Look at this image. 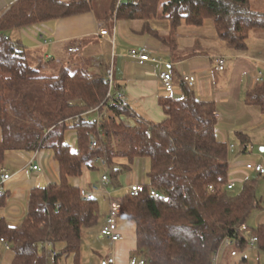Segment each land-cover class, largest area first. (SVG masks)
<instances>
[{
    "label": "trees",
    "instance_id": "16d2710c",
    "mask_svg": "<svg viewBox=\"0 0 264 264\" xmlns=\"http://www.w3.org/2000/svg\"><path fill=\"white\" fill-rule=\"evenodd\" d=\"M117 1L111 16L144 21V32L157 37L150 27L157 18L170 20L173 28L185 20L195 25L213 20L220 38L244 51L250 33L264 29V12L255 11L250 0H137L138 5L127 2L119 9ZM94 3L18 0L0 18V169L9 152L45 149L54 152L60 165L59 182L31 191L19 227L0 218V238L10 247L6 251L0 244V259L6 252V264H50V243L57 252L56 264L71 256L78 262L85 231L99 225L102 206L73 179L84 165L102 169L103 175L99 160H104L110 169V188L117 187L140 158L150 161L147 182L142 184L154 188L159 197L147 192L123 198L127 218L136 225L134 256L147 264H213L227 239L244 249L248 241L237 228L259 206L256 182L247 181L236 195L228 190L230 146L219 139L214 102L199 100L183 84L184 98L161 100L167 115L161 123L126 125L121 119L130 113L126 105L103 107L108 116L98 125L92 122L96 114H85L105 101L109 86L104 77L69 64L57 76H43L44 66L32 67L25 47L11 38L21 29L91 13ZM247 103L264 113V81L249 92ZM50 105H55L51 113ZM238 138L246 148L248 136ZM94 140L99 142L97 148L92 147ZM8 199V192L0 190V210ZM253 234L264 250V226Z\"/></svg>",
    "mask_w": 264,
    "mask_h": 264
},
{
    "label": "crops",
    "instance_id": "0c3cea01",
    "mask_svg": "<svg viewBox=\"0 0 264 264\" xmlns=\"http://www.w3.org/2000/svg\"><path fill=\"white\" fill-rule=\"evenodd\" d=\"M17 1L0 0V18ZM113 1L103 4L102 12L101 7H97L91 13L18 30L11 34V38L25 47L32 67L45 65L42 74L46 77L57 76L60 72L58 65L72 57L86 58L91 63L90 71L105 73L103 77L113 66L115 87L125 91V103L130 108V116H125L131 118L129 120L133 124L135 120L163 122L167 115L161 100L184 98L181 79L184 75L195 76L197 83L192 88L193 91L199 100L216 104L219 139L233 148L229 152L228 182L235 184V188L241 183L242 189L247 181L256 182L259 206L245 224L253 234L260 226H264V176L249 171L246 166L248 163L264 164V113L259 107L247 103V96L264 81V29H256L250 33L247 50L244 51H238L225 43L213 20H206L202 25L185 20L177 28H173L170 20L157 18L150 23L152 31L159 34L157 37L144 32V21L111 16ZM250 2L255 11L264 12V0ZM162 11L161 7L160 16ZM163 23L166 25L162 26ZM104 29L108 30V35L100 37L99 32ZM170 41L174 43L171 45ZM141 47H147L150 57L158 62L131 58V50ZM70 48L80 50L77 54H70ZM218 57L226 59L223 72L216 70ZM164 73L173 76L172 90L161 79ZM261 76L262 81L259 82ZM54 108L55 105H50L49 112ZM238 134L248 136L249 144L246 148L242 146ZM43 151H36L39 152L36 164L41 171L31 169L36 152L7 154L3 169L9 176L4 187L9 199L6 208L0 210V218H6L12 227L22 224L33 189L46 187L60 180V165L54 152L49 157ZM97 175L102 177V169L91 170L84 165L82 173L73 179V183L85 195L103 197L105 207L102 208L97 226L99 236L109 243L110 257L115 256L117 264H129L137 250L136 225L127 217L119 220L122 240L117 243L101 237L100 232L109 214L110 201L100 189L101 179L98 185L94 184ZM124 176L128 177V189L132 184H137L138 178H135L133 168L120 177V182ZM119 188L121 187L111 185L110 189L116 193ZM244 237L248 241L244 249H239L235 240L227 239L223 243L218 252V264H264V250L260 243L253 245L250 243V236ZM249 250L251 253L247 255ZM7 256L6 252L3 253L0 264H6Z\"/></svg>",
    "mask_w": 264,
    "mask_h": 264
},
{
    "label": "built area",
    "instance_id": "2783aa9c",
    "mask_svg": "<svg viewBox=\"0 0 264 264\" xmlns=\"http://www.w3.org/2000/svg\"><path fill=\"white\" fill-rule=\"evenodd\" d=\"M131 3L132 5H138L137 0H118L117 1V9H119L123 4L125 3ZM108 35V30H100L99 36L105 37ZM8 39V38H6ZM79 48H70L68 52L70 54H77L79 52ZM130 57L133 59H138L141 61L146 62H158L155 58H151L149 55V50L147 47H141L132 49L130 52ZM225 65H226V59L225 57H218L216 59V70L219 72L225 71ZM161 79L164 83V85L169 89L172 90L174 88V80L173 76L168 73H164L161 76ZM105 82L109 86V92L107 94V97L105 101L102 103L101 106L95 108L92 111L87 112L85 115L90 114H96L95 118L92 119V122H96L98 125H100V122L107 118V114L102 111L103 107L113 108V107H126L125 103V91L123 89H117L115 87V75H114V68L111 66L105 75L104 78ZM259 82L262 81V76L258 80ZM181 82L183 84L188 85L190 88H194V86L197 83V78L195 76H188L184 75L181 79ZM81 116L77 117L80 119ZM100 136L103 135L100 133ZM99 145L98 140H94L92 142V147L97 148ZM230 150H233L232 147H230ZM39 152H36L34 155L32 162H31V169L34 171H41V168L36 164V159L38 157ZM101 162L102 168H103V175L100 182V188L103 190L104 194L109 198L110 201V208H109V214L106 218L105 225L103 226L101 230V237L104 239L109 240L112 243H117L122 240L121 231L119 229V220L127 217V212L125 211L123 200L121 199H114L112 197V193L109 192L110 184H111V178H110V169L107 166V162L104 160H99ZM246 168L249 171L255 172L261 176H264V164H254V163H248ZM9 180L8 172L1 168L0 169V190L4 191V187L6 183ZM228 190H233L235 188V184L229 183L227 186ZM210 191H214V186L209 187ZM150 192L151 196L158 198L159 193L154 188H147L145 184H132L129 189L127 190L128 196L131 198H137L141 196L144 193ZM238 232L241 233L244 236H250V243L255 245L259 242L258 238L254 236L251 232V230L244 224L237 228ZM0 244L5 247L6 251L10 250V247L7 245L6 241L3 238H0ZM47 247L49 248L48 251V259L50 264H56L57 263V252L52 249V245L50 243L47 244ZM219 256L216 254L213 259V264H218ZM106 264H117V259L115 256H111L108 258ZM129 264H147L146 260L144 258H139L137 256L131 257Z\"/></svg>",
    "mask_w": 264,
    "mask_h": 264
},
{
    "label": "rangeland",
    "instance_id": "374dc122",
    "mask_svg": "<svg viewBox=\"0 0 264 264\" xmlns=\"http://www.w3.org/2000/svg\"><path fill=\"white\" fill-rule=\"evenodd\" d=\"M107 1H109V0H99L98 1L99 3H94V5H93V6H95L94 9H96L97 7H101L100 9L102 12L104 10L103 4H105ZM111 12H112V10H111ZM166 22L168 24V21H166ZM165 25H166L165 23L162 24V26H165ZM67 64H69V67L74 66L75 69L79 68V67L80 68L84 67L92 75L96 74V75H100L103 77L105 74V73L104 74H101V73L97 74L94 71L93 72L90 71L91 63L86 58L72 57V58H70V60H68L64 63H60L58 65L60 68L59 71L62 69V67H66ZM43 66H45V65H43ZM43 70H45V69H43ZM188 76H190V75H188ZM92 110H94V109H92ZM128 116H130V115H128ZM95 117L96 116L93 115L92 119H94ZM121 119L123 120V122L126 125H128L132 128H136L140 124V122L137 120H135L134 121L135 123L133 124L129 120L131 118H128L125 115L121 116ZM0 138H1V131H0ZM72 147H73V143H72ZM43 152H44L45 156H49V157H51L52 153H53L52 151H49L48 149H45ZM100 168H102V165L100 166ZM132 168L135 172V178H138L136 183L137 184L146 183L147 182V174L150 171V161L148 159L140 158L134 163ZM100 179H101L100 176L97 175V177L95 178L94 184L98 185L100 182ZM128 183H129L128 177L124 176L123 181L120 182L121 188L117 189L119 192L117 191L115 193V191L113 189H109V192L112 193V197L114 199L124 198V196L127 194V190H128V186H129ZM236 186L237 187L234 190L230 191V193L232 195H236V194L241 192L242 184L238 183ZM98 200L100 201L102 208H104L105 207V200L103 199V197L99 196ZM251 226L254 227L253 225H251ZM100 235H101V232H100ZM250 253H251V250H249L246 254L250 255ZM110 255H111V248L109 246V243L100 238L99 230H97V227H96L94 229H89V230L85 231V235H84V239L82 242V247H81V251H80V256L78 258V262L74 256H71L68 259L63 258L60 262H61V264H104L108 260ZM7 261H9V258L5 259V262H7Z\"/></svg>",
    "mask_w": 264,
    "mask_h": 264
}]
</instances>
